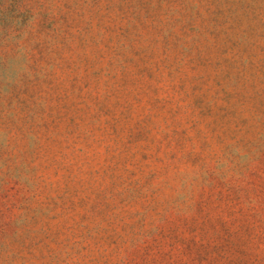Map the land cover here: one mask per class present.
I'll return each instance as SVG.
<instances>
[{
  "label": "rangeland",
  "instance_id": "374dc122",
  "mask_svg": "<svg viewBox=\"0 0 264 264\" xmlns=\"http://www.w3.org/2000/svg\"><path fill=\"white\" fill-rule=\"evenodd\" d=\"M0 264H264V0H0Z\"/></svg>",
  "mask_w": 264,
  "mask_h": 264
}]
</instances>
